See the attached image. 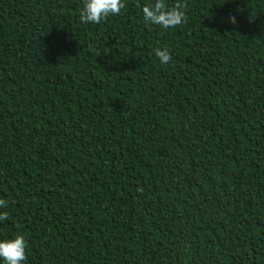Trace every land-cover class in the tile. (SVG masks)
I'll return each mask as SVG.
<instances>
[{
  "label": "trees",
  "instance_id": "obj_1",
  "mask_svg": "<svg viewBox=\"0 0 264 264\" xmlns=\"http://www.w3.org/2000/svg\"><path fill=\"white\" fill-rule=\"evenodd\" d=\"M149 2L93 24L0 0V240L23 264H264V0H183L168 29Z\"/></svg>",
  "mask_w": 264,
  "mask_h": 264
},
{
  "label": "clouds",
  "instance_id": "obj_2",
  "mask_svg": "<svg viewBox=\"0 0 264 264\" xmlns=\"http://www.w3.org/2000/svg\"><path fill=\"white\" fill-rule=\"evenodd\" d=\"M188 5L183 0L169 7L166 0H150L141 5L143 19L146 24L159 25L163 29L175 28L187 19L186 9ZM125 8V0H83V6L79 12L81 22L98 24L110 15L115 16ZM235 23V18H230ZM155 56L161 63L171 61L170 52L167 49H154ZM8 202L0 199V209H6ZM7 211H0V221L7 220ZM27 241L24 235L17 234L13 238L0 240V261L3 264H23L26 261Z\"/></svg>",
  "mask_w": 264,
  "mask_h": 264
}]
</instances>
